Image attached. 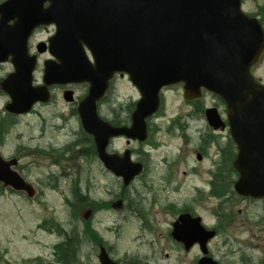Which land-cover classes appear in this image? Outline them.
I'll list each match as a JSON object with an SVG mask.
<instances>
[{
	"label": "water",
	"instance_id": "obj_1",
	"mask_svg": "<svg viewBox=\"0 0 264 264\" xmlns=\"http://www.w3.org/2000/svg\"><path fill=\"white\" fill-rule=\"evenodd\" d=\"M45 1L0 4V62L11 57L15 67L0 82L11 98L6 106L10 112L27 113L37 101H49V85L89 82V94L78 108L82 125L93 135L105 166L127 185L143 167L131 161L130 152L124 157L108 154L110 138L146 139V118L158 110L163 86L184 82L187 98L200 96L205 87L224 99L232 135L242 149L236 162L240 170L236 190L264 197V86L250 71L264 49V33L256 19L243 13L241 0H49L46 9ZM51 22L57 31L49 50L57 60L45 63L44 84L34 87L37 57L29 53L28 38L35 27ZM83 43L91 50L95 66ZM38 49L44 52L47 47L41 44ZM116 72L127 73L143 95L131 127L114 128L97 112V101ZM68 95L72 100V92ZM207 117L211 124L220 125L216 109H209ZM16 165V159L0 157V182L33 197L35 189L12 168ZM180 220L183 225L176 227L175 237L187 249L199 242L207 254V242L215 232L189 214ZM100 260L117 264L104 249ZM197 264L218 263L205 256Z\"/></svg>",
	"mask_w": 264,
	"mask_h": 264
},
{
	"label": "rangeland",
	"instance_id": "obj_2",
	"mask_svg": "<svg viewBox=\"0 0 264 264\" xmlns=\"http://www.w3.org/2000/svg\"><path fill=\"white\" fill-rule=\"evenodd\" d=\"M249 6L254 9L256 2L248 0L247 8ZM53 32V27L39 30L33 39V50L36 51V44ZM48 58V54L40 56L38 79H41L43 63ZM12 70L11 64H0L1 77ZM261 72L264 73V64ZM84 94V89L74 93L75 97ZM138 96L130 83L121 79L104 104L103 112L107 115L108 109H112L127 118L126 106L135 102ZM164 97L165 105L152 124L151 138L162 143L158 147H146L151 154L149 169L126 190L98 159L88 157L85 145L76 142L84 135L79 118L73 112L74 106L65 100L62 90L55 93L51 103L37 105L33 113L14 116L16 123L0 141V155L18 157L16 169L33 182L39 195L28 198L0 185V264H37V258L62 264L56 261L54 250L56 244L67 240L70 246L62 250L71 253V264H99L100 245L93 237L83 236L84 225L71 220V207L65 202L66 196L72 198L74 187L87 196L111 203L124 199L123 209L100 211L90 221L92 229L98 231L110 249L111 256L123 264L131 258H137L138 264H193L201 256L197 246L189 252L179 247L170 237V231L174 207L179 209L185 204L202 216L207 226L220 224L217 213L220 200L206 195L208 193L200 197L196 189V186L208 187L209 174L204 173L212 164L213 156L198 161L192 151L193 145H190L187 149L190 155L181 157L183 164L174 165L172 161L164 160L165 156H173L185 149L182 134L177 130L168 133L166 128L178 116L192 111L182 88L167 90ZM8 102V95L0 92V122L8 114L5 110ZM211 102L206 98L202 106ZM120 104L123 106H118ZM195 120H205L203 113ZM194 140L198 142V139ZM118 143V147L125 144L122 140ZM67 145H73V153L64 155L59 165L56 164L48 152ZM76 157L81 159L76 161ZM198 172L203 175L199 176ZM131 200L137 204L130 206ZM233 202L236 222L224 224L221 234L210 242V252L222 264H258L264 257V202H250L239 197ZM239 209L243 215H238ZM44 220L48 227H40ZM56 222L64 227L60 233L54 227ZM75 234L80 235L75 237Z\"/></svg>",
	"mask_w": 264,
	"mask_h": 264
},
{
	"label": "flooded vegetation",
	"instance_id": "obj_3",
	"mask_svg": "<svg viewBox=\"0 0 264 264\" xmlns=\"http://www.w3.org/2000/svg\"><path fill=\"white\" fill-rule=\"evenodd\" d=\"M243 1L245 3V6H247L248 0H243ZM254 1L256 2V6L254 9H251V6H249L248 8L246 7L245 8L251 16H255L256 18H258L262 26L264 27V0H254ZM51 27H54V26H51ZM46 28L47 27H44L43 29H46ZM263 64H264V53L261 59L259 60V62L252 68V72L255 78L259 82L264 84V73L261 72ZM121 79H123L122 74H117L115 76L114 81H117V80L120 81ZM68 89L73 90L74 93L76 92L77 89H80V90L84 89L86 93L88 86L86 84H73L69 86L54 85L51 87L53 95H55V93L60 90H62L65 95ZM82 96H78L76 98L80 99ZM204 98H210L212 100L210 106L212 105V106L217 107L220 113L224 115V113L226 112V108L218 96L212 93L206 92ZM107 101H108V97H106L103 100V103L105 104ZM198 101L199 99L186 100L188 106L192 109L191 115H189V117L193 118V120H180V119L177 120L178 118H176L175 120H172V122L170 123V126L166 128L165 131L169 130L168 133H171L172 131L177 130L179 133L182 134V138L185 144V149H182V152L179 151V153H176L173 156H169V157L165 156V159L172 161L173 163H175L174 165H177V163L183 164V158L181 157L189 156L190 152L187 151V149L189 150V146L193 145L192 151L196 157H198L201 154L204 160H206L208 159L209 156H213L212 164L210 165L209 168L206 169V172L204 173L205 175L209 174L207 188H211V189L232 188L235 185V179L238 177V173L234 167V161L236 160L237 155L239 153V146L231 136L230 127H229L227 120H223L224 125H221L219 128H215L214 126H212L208 120H195L196 116L202 115V111L206 107L204 106V104L202 107H200ZM100 103H102V101ZM71 104L74 105L75 102ZM127 109L129 112L127 118L122 116L121 113H117L115 110H112V109H108V114L105 115L104 118L115 126L127 125L131 123V115H130L131 107L127 106ZM155 119L156 118H153L149 120L148 122L149 139L147 140V142L150 141V138L152 137V134L154 132V128L152 127V124L154 123ZM195 138L198 139V142L194 140ZM116 140L117 142L118 140H122L125 143L123 147H118L119 145L118 146L116 145L119 151L121 150L124 151L128 149V147H130L132 152L135 153V155L137 154L136 159L146 164L147 153L143 149L144 147L143 143H139L134 140H129L126 137H121ZM115 143L116 142H114L112 145H114ZM154 143L156 146H158L156 141ZM118 150L112 149V151H118ZM183 174H186V171L182 172V175ZM201 175L203 174L199 173V176ZM196 189L198 191L200 188L196 186ZM198 193H199V196L201 197L199 191ZM194 201H197V200L194 199ZM228 209H231V207L228 206ZM182 213H192L193 215H197L195 214V211L190 206H188V204H185L179 209L177 207H174V210H173L174 219L171 223V231H173L174 222L177 220L179 215ZM238 215H243V211L241 209H239ZM226 221L228 223H235L236 216L233 215L232 218L228 216L226 218ZM242 221H244L243 218H242Z\"/></svg>",
	"mask_w": 264,
	"mask_h": 264
},
{
	"label": "trees",
	"instance_id": "obj_4",
	"mask_svg": "<svg viewBox=\"0 0 264 264\" xmlns=\"http://www.w3.org/2000/svg\"><path fill=\"white\" fill-rule=\"evenodd\" d=\"M82 141H85L88 145L91 144L86 136H85V138H82ZM90 201L91 200H90L89 196L84 195L83 192H81V190L79 188L76 187V189H74V199L71 200V201L67 200L69 206L71 207V215H72L73 219H77L78 218L79 210H82L83 208H86ZM42 226L43 227H48L47 223L45 221H44ZM54 227L58 230L59 233H60L61 230L64 229V227H62L58 223L54 224ZM85 229H86L85 231L82 230L83 231V236H87L88 238H89V236L93 237V239L95 240V242L97 244L102 242L101 238L98 237L97 233L94 231V229H92V227H91V225L89 223L86 224V228ZM79 235L80 234H75V237H78ZM81 236H82V233H81ZM72 239H74V238H72ZM68 245L70 246V241L69 240L64 241L62 243H59V245L57 246V250H58L57 259H58V261L62 262V264H71L72 263V261H71L72 260L71 253L62 250L64 247H67ZM37 264H43L41 259L37 260Z\"/></svg>",
	"mask_w": 264,
	"mask_h": 264
}]
</instances>
